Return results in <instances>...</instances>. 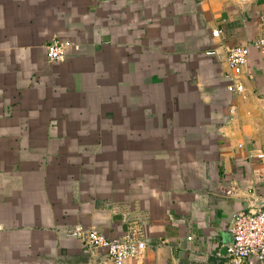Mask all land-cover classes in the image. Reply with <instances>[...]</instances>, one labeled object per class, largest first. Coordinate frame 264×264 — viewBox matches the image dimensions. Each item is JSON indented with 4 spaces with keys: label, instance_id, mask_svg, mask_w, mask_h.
Here are the masks:
<instances>
[{
    "label": "crops",
    "instance_id": "1",
    "mask_svg": "<svg viewBox=\"0 0 264 264\" xmlns=\"http://www.w3.org/2000/svg\"><path fill=\"white\" fill-rule=\"evenodd\" d=\"M263 16L264 0H0V264H114L79 227L144 242L126 264H225L233 217L264 204V57L235 96L227 50ZM58 40L76 49L51 63Z\"/></svg>",
    "mask_w": 264,
    "mask_h": 264
},
{
    "label": "built area",
    "instance_id": "2",
    "mask_svg": "<svg viewBox=\"0 0 264 264\" xmlns=\"http://www.w3.org/2000/svg\"><path fill=\"white\" fill-rule=\"evenodd\" d=\"M261 21L264 27V16ZM220 34L221 31L218 29L212 32L215 38H218ZM74 48L76 49L71 41H55L47 46L46 58L51 63H61ZM251 49H255L264 57V33L248 47L236 46L227 50L226 62L231 72L226 76V80L228 92L232 95L240 96L245 92L241 79L248 64ZM208 55H215V53ZM251 157L263 161L264 152ZM227 230L230 243L225 264H264V204L258 209L250 207L248 211L237 213ZM67 236L84 241L90 248L104 250L114 264H126L130 260L139 259L146 250V244L135 235L110 240L96 229L84 230L79 227L69 232Z\"/></svg>",
    "mask_w": 264,
    "mask_h": 264
},
{
    "label": "water",
    "instance_id": "3",
    "mask_svg": "<svg viewBox=\"0 0 264 264\" xmlns=\"http://www.w3.org/2000/svg\"><path fill=\"white\" fill-rule=\"evenodd\" d=\"M223 254L228 256V246L227 245L223 248Z\"/></svg>",
    "mask_w": 264,
    "mask_h": 264
}]
</instances>
